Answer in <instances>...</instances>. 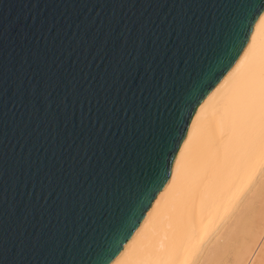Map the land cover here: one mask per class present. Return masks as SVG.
<instances>
[{"label":"water","instance_id":"1","mask_svg":"<svg viewBox=\"0 0 264 264\" xmlns=\"http://www.w3.org/2000/svg\"><path fill=\"white\" fill-rule=\"evenodd\" d=\"M264 0H0V264H109Z\"/></svg>","mask_w":264,"mask_h":264},{"label":"bare ground","instance_id":"2","mask_svg":"<svg viewBox=\"0 0 264 264\" xmlns=\"http://www.w3.org/2000/svg\"><path fill=\"white\" fill-rule=\"evenodd\" d=\"M109 264H264V9L199 103L167 182Z\"/></svg>","mask_w":264,"mask_h":264}]
</instances>
